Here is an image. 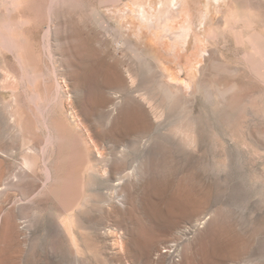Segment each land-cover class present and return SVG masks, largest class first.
<instances>
[{
	"label": "rangeland",
	"instance_id": "rangeland-1",
	"mask_svg": "<svg viewBox=\"0 0 264 264\" xmlns=\"http://www.w3.org/2000/svg\"><path fill=\"white\" fill-rule=\"evenodd\" d=\"M152 1L0 0V264H264V0L192 5L176 79Z\"/></svg>",
	"mask_w": 264,
	"mask_h": 264
},
{
	"label": "bare ground",
	"instance_id": "bare-ground-1",
	"mask_svg": "<svg viewBox=\"0 0 264 264\" xmlns=\"http://www.w3.org/2000/svg\"><path fill=\"white\" fill-rule=\"evenodd\" d=\"M137 1L138 4H140L141 6L140 8L143 16L144 15L145 17L149 16L150 18H153L155 16L154 9L156 6L154 5V1L152 0H137ZM158 3L163 8L162 9L163 14L161 15V18L158 21L159 26L156 27L157 29L152 28L150 31H144L143 28L139 27L140 29L138 28L139 32L137 33V36L141 40H143L144 43L143 47H145L150 58L158 62L171 79L177 78L178 70H183L187 76H191L195 73L196 64L199 62L200 53L202 51L203 43H204L200 33L196 30V20H197L196 18L199 16L197 14L198 11L192 10L193 7L192 5H195L198 9L202 7L201 0H159ZM162 31L164 32L162 33ZM167 36H169V38ZM121 44L131 52L135 60L134 66H132V68H128V71L131 72L132 69V71L134 72L136 71L137 73H143V69L146 63L148 62L149 64V62H151L149 56L146 55L142 50H140L137 47V45L129 38L122 37ZM133 67L135 69H133ZM8 79L9 78H7V80ZM76 86L77 85L75 83L74 84L75 91H76ZM130 92L131 91H128L129 95ZM126 97H127V93L123 94L124 100ZM149 105H151V103ZM153 110L155 109H152V111ZM156 113L157 112H154V114ZM73 118H75V116ZM101 154L102 152H100V155ZM99 158H102V155ZM138 169H139L138 172L137 173L135 172L136 178L137 177L140 178L145 174V169L143 165H141L140 168L138 166ZM136 170L137 169H135V171ZM121 200L122 199H120L119 201ZM210 217L212 218V216ZM9 219L10 218H7V220L4 221L3 231L1 232V238H3L6 234L8 235V237L11 234L13 236L16 232L15 224H12L13 222H10ZM199 226H201V224H199L198 222L197 227ZM67 231H69V229H67ZM69 233L71 234L70 231ZM188 248H190V246L187 244L186 249Z\"/></svg>",
	"mask_w": 264,
	"mask_h": 264
},
{
	"label": "crops",
	"instance_id": "crops-1",
	"mask_svg": "<svg viewBox=\"0 0 264 264\" xmlns=\"http://www.w3.org/2000/svg\"><path fill=\"white\" fill-rule=\"evenodd\" d=\"M203 6V5H202Z\"/></svg>",
	"mask_w": 264,
	"mask_h": 264
}]
</instances>
